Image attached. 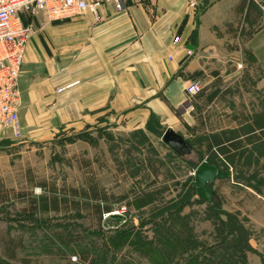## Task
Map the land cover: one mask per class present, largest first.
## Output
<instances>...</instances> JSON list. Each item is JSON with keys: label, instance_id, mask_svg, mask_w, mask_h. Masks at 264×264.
I'll return each instance as SVG.
<instances>
[{"label": "rangeland", "instance_id": "rangeland-1", "mask_svg": "<svg viewBox=\"0 0 264 264\" xmlns=\"http://www.w3.org/2000/svg\"><path fill=\"white\" fill-rule=\"evenodd\" d=\"M238 49L214 64L217 77L200 81L188 153L153 131L1 133L0 256L13 264H188L191 256L264 264V129L249 131L264 114V48ZM220 128L240 132L234 157L205 146ZM203 160L228 172L206 185L210 200L193 184Z\"/></svg>", "mask_w": 264, "mask_h": 264}, {"label": "crops", "instance_id": "crops-1", "mask_svg": "<svg viewBox=\"0 0 264 264\" xmlns=\"http://www.w3.org/2000/svg\"><path fill=\"white\" fill-rule=\"evenodd\" d=\"M20 18L32 28L18 78L30 136L170 129L190 143L196 95L185 87L217 77L229 48H264V0H128L123 11Z\"/></svg>", "mask_w": 264, "mask_h": 264}, {"label": "built area", "instance_id": "built-area-1", "mask_svg": "<svg viewBox=\"0 0 264 264\" xmlns=\"http://www.w3.org/2000/svg\"><path fill=\"white\" fill-rule=\"evenodd\" d=\"M128 0H0V134L10 133L21 137L19 111L22 95L18 78L25 49L32 28L23 24L20 13L41 12L51 20L73 18L87 12L93 14L106 3H113L116 10L123 11ZM194 5L193 1L189 2ZM179 37L175 35L173 42ZM188 54L191 51L188 50ZM200 82L193 81L185 87L188 95H196ZM58 88L57 91H61Z\"/></svg>", "mask_w": 264, "mask_h": 264}, {"label": "water", "instance_id": "water-1", "mask_svg": "<svg viewBox=\"0 0 264 264\" xmlns=\"http://www.w3.org/2000/svg\"><path fill=\"white\" fill-rule=\"evenodd\" d=\"M162 140L167 143L172 149L179 154L188 153L191 151V144L184 140L182 136L167 129L162 135ZM228 172L222 171L215 164H210L206 160L201 161L194 169L193 184L197 194L203 200H210L213 196L211 190L206 188L215 178H223Z\"/></svg>", "mask_w": 264, "mask_h": 264}, {"label": "trees", "instance_id": "trees-1", "mask_svg": "<svg viewBox=\"0 0 264 264\" xmlns=\"http://www.w3.org/2000/svg\"><path fill=\"white\" fill-rule=\"evenodd\" d=\"M251 124L249 126V131L256 132L257 130H263L264 129V114L262 115H255L251 119ZM244 130V129H243ZM156 132V131H155ZM158 133V132H156ZM240 132L237 129L232 130H221L220 133H212L209 136V141H206L205 146L208 150H212L214 148L215 152L220 155H226L231 154L230 157H234L238 151L239 148V138ZM207 138V137H206ZM108 206H104L100 211H109ZM84 257V256H83ZM191 262V263H190ZM207 262H204L203 260L199 261L193 256L188 258V264H206ZM0 264H13L9 260L4 259L0 256Z\"/></svg>", "mask_w": 264, "mask_h": 264}, {"label": "flooded vegetation", "instance_id": "flooded-vegetation-1", "mask_svg": "<svg viewBox=\"0 0 264 264\" xmlns=\"http://www.w3.org/2000/svg\"><path fill=\"white\" fill-rule=\"evenodd\" d=\"M174 150V149H173ZM177 152V151H176Z\"/></svg>", "mask_w": 264, "mask_h": 264}]
</instances>
